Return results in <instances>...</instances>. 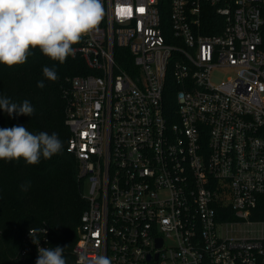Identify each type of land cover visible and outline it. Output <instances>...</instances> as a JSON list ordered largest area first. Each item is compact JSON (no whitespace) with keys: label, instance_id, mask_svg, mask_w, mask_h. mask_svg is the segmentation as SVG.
I'll return each instance as SVG.
<instances>
[{"label":"built area","instance_id":"built-area-1","mask_svg":"<svg viewBox=\"0 0 264 264\" xmlns=\"http://www.w3.org/2000/svg\"><path fill=\"white\" fill-rule=\"evenodd\" d=\"M102 4L99 30L74 46L91 73L64 91L86 201L74 264L85 251L112 264H264L262 232L227 228L264 222V0ZM37 257L28 230L18 259Z\"/></svg>","mask_w":264,"mask_h":264},{"label":"trees","instance_id":"trees-1","mask_svg":"<svg viewBox=\"0 0 264 264\" xmlns=\"http://www.w3.org/2000/svg\"><path fill=\"white\" fill-rule=\"evenodd\" d=\"M44 67L55 68L58 79L54 82L46 79ZM89 73L80 57L69 56L60 64L39 49L23 65H0V96L16 103L27 99L35 109L30 117L15 114L9 117L0 109V128L23 125L33 134L56 133L63 144L60 153L50 159L41 157L35 165H28L23 159L0 160V264H23L18 259L23 236L30 228L42 226L48 230L49 248H65L67 264H74L71 249L86 201L77 176V162L66 152L69 132L64 123V91L70 79ZM40 80L44 81V88L37 87ZM175 91L174 85L168 86L164 99L170 113L175 108ZM262 211L263 216L258 217L261 220L264 206Z\"/></svg>","mask_w":264,"mask_h":264},{"label":"clouds","instance_id":"clouds-1","mask_svg":"<svg viewBox=\"0 0 264 264\" xmlns=\"http://www.w3.org/2000/svg\"><path fill=\"white\" fill-rule=\"evenodd\" d=\"M104 17L102 0H0V65L13 67L26 63L34 50L53 61L63 64L75 54L74 45L93 31L99 30ZM43 76L56 81L55 68L44 67ZM44 88L43 80L37 82ZM0 109L13 114L31 116L35 109L27 99L13 102L0 96ZM62 141L56 133L33 134L23 125L0 128V160L23 161L38 164L41 157L50 159L61 152ZM37 229L30 228L29 235L37 245L35 264H67L63 247H39ZM77 264H112L105 255L89 258L82 252Z\"/></svg>","mask_w":264,"mask_h":264},{"label":"rangeland","instance_id":"rangeland-1","mask_svg":"<svg viewBox=\"0 0 264 264\" xmlns=\"http://www.w3.org/2000/svg\"><path fill=\"white\" fill-rule=\"evenodd\" d=\"M229 75L228 70H224L221 73L217 74V78H223ZM227 228L230 231V235L234 237H247L251 236H260L262 232V236L264 237V222L261 223H239L234 225H228ZM226 227L222 226L221 231L225 232Z\"/></svg>","mask_w":264,"mask_h":264}]
</instances>
